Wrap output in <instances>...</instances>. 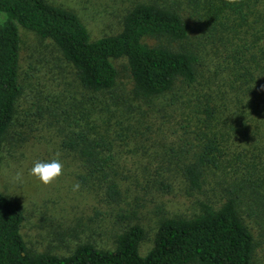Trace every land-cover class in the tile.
I'll return each instance as SVG.
<instances>
[{"label": "trees", "instance_id": "trees-1", "mask_svg": "<svg viewBox=\"0 0 264 264\" xmlns=\"http://www.w3.org/2000/svg\"><path fill=\"white\" fill-rule=\"evenodd\" d=\"M120 25L115 33L91 39L70 8L48 0H0V148L24 90V28L50 40L89 92L91 104L61 108V145L80 159L106 199L120 202L127 178L119 172L115 140L97 122L113 110L124 116L133 103L116 97L104 101L105 112L92 104L116 85L114 61L122 58L133 100L151 106L169 95L168 105L180 114L176 122L194 127L197 141L183 150L189 155L178 165L194 210L160 218L144 253L145 229L132 210L121 216L128 224L113 248L88 242L60 255L30 251L21 234L23 209L0 191V264H253L255 239L242 207L264 226V0H137ZM152 185L168 188L164 178L147 176H135L131 184Z\"/></svg>", "mask_w": 264, "mask_h": 264}, {"label": "rangeland", "instance_id": "rangeland-1", "mask_svg": "<svg viewBox=\"0 0 264 264\" xmlns=\"http://www.w3.org/2000/svg\"><path fill=\"white\" fill-rule=\"evenodd\" d=\"M74 10L87 27L91 39L117 32L126 8L137 0H48ZM20 34V78L24 90L18 100L14 120L0 148V191L14 199L23 209V239L33 252L67 255L82 243L98 248L114 247L116 235L127 226L121 216L136 210L138 222L145 229L141 253L152 246L158 220L163 216L185 214L193 210V197L187 195V182L179 168L183 154L197 139L194 127L176 122L180 115L168 105L169 95L155 98L151 106L132 99V82L124 59L115 60L118 80L114 88L98 94L96 111L115 98H124L131 110L123 114L113 110L97 122L98 130L115 141L114 156L119 172L126 177L122 200L110 202L101 186L87 178L80 159L61 145L59 112L73 102L89 103L88 91L77 83L75 71L48 39L24 28ZM148 43H151L148 40ZM94 95V94H93ZM110 96H113L109 98ZM92 97V95H91ZM84 106V105H83ZM146 106L148 109H146ZM152 108L153 110L149 109ZM72 110H78L73 106ZM135 117L129 123L126 119ZM96 124V123H95ZM59 153L64 174L52 186H44L30 175L36 161H50ZM23 173V182L14 180ZM135 176L164 178L167 189L156 185L142 189L131 186ZM86 178V179H83ZM79 183L78 191L73 185ZM125 188L128 192L124 194ZM197 197L201 196L196 194ZM244 220L255 239L253 264H264V226L247 216Z\"/></svg>", "mask_w": 264, "mask_h": 264}, {"label": "clouds", "instance_id": "clouds-1", "mask_svg": "<svg viewBox=\"0 0 264 264\" xmlns=\"http://www.w3.org/2000/svg\"><path fill=\"white\" fill-rule=\"evenodd\" d=\"M226 3L230 5H239L240 0H226ZM59 153L56 154L57 158L50 161H36L33 167L30 169V175L35 177L44 186H52L60 177L64 174V165L59 159ZM14 180L17 182H23V173L18 171L14 176ZM79 183L73 185V191L79 190Z\"/></svg>", "mask_w": 264, "mask_h": 264}]
</instances>
